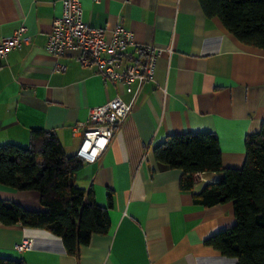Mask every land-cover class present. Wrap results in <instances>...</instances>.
<instances>
[{
	"label": "crops",
	"instance_id": "crops-1",
	"mask_svg": "<svg viewBox=\"0 0 264 264\" xmlns=\"http://www.w3.org/2000/svg\"><path fill=\"white\" fill-rule=\"evenodd\" d=\"M79 1L92 27L109 32L120 24L133 33L124 63L144 57L139 44L160 50L152 80L124 92L77 62L73 50L59 58L47 52L61 0H0V37L22 24L30 36L29 44L0 58V145L26 147L30 131L43 129L73 155L81 137L72 126L87 119L89 107L119 94L130 113L101 156L73 176L107 208L110 229L94 234L76 258L46 229L0 222V256L24 264H237L207 244L235 224L232 203L204 206L193 196L221 176L196 174L192 188L183 189L182 171L157 161L153 148L172 134L210 132L222 166L241 168L245 138L264 121V49L239 42L219 18L206 17L198 0ZM57 63L64 69L56 70ZM0 200L43 209L33 190L0 185ZM24 237L32 245L18 251Z\"/></svg>",
	"mask_w": 264,
	"mask_h": 264
},
{
	"label": "trees",
	"instance_id": "trees-1",
	"mask_svg": "<svg viewBox=\"0 0 264 264\" xmlns=\"http://www.w3.org/2000/svg\"><path fill=\"white\" fill-rule=\"evenodd\" d=\"M206 17H217L244 45L264 49V0H198ZM154 158L182 171L180 186L191 189L194 176L213 173L221 178L205 183L194 193L195 202L211 206L231 202L235 224L207 240L237 264H264V121L257 133L245 138L241 168L222 166L219 141L210 132L172 134L153 148ZM83 161L67 155L54 133L30 131L26 147L0 145V185L39 194L42 210L0 200V222L42 228L59 236L68 255L78 257L82 245L94 234L110 229L107 208L99 205L91 190L73 181ZM108 205L111 195H108ZM0 264H24L0 256Z\"/></svg>",
	"mask_w": 264,
	"mask_h": 264
},
{
	"label": "built area",
	"instance_id": "built-area-1",
	"mask_svg": "<svg viewBox=\"0 0 264 264\" xmlns=\"http://www.w3.org/2000/svg\"><path fill=\"white\" fill-rule=\"evenodd\" d=\"M99 1V0H96ZM61 13L51 23L45 50L55 58L67 50L75 52V60L83 66L94 68V73L103 81H109L124 92H132V83L141 86L153 78L156 58L160 50L151 44H139L137 49L144 57L134 62H123V54L134 44L133 33L120 24L109 32L92 27L82 18L79 0H61ZM30 43V36L22 24L8 36L0 37V58L5 59L13 50ZM61 71L64 65L57 63ZM131 111V105L119 94L107 102L88 108L87 119L72 126V134L81 137L75 152L83 162H95L105 151L112 137ZM201 177V176H199ZM32 239L22 238L15 248L23 251L30 248Z\"/></svg>",
	"mask_w": 264,
	"mask_h": 264
},
{
	"label": "water",
	"instance_id": "water-1",
	"mask_svg": "<svg viewBox=\"0 0 264 264\" xmlns=\"http://www.w3.org/2000/svg\"><path fill=\"white\" fill-rule=\"evenodd\" d=\"M52 133V132H51Z\"/></svg>",
	"mask_w": 264,
	"mask_h": 264
}]
</instances>
